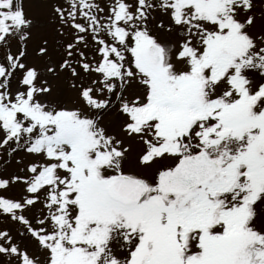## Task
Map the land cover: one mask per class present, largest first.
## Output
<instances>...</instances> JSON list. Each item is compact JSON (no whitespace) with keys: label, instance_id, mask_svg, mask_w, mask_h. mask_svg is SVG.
<instances>
[{"label":"snow or ice","instance_id":"6c2138e0","mask_svg":"<svg viewBox=\"0 0 264 264\" xmlns=\"http://www.w3.org/2000/svg\"><path fill=\"white\" fill-rule=\"evenodd\" d=\"M0 264H264V0H0Z\"/></svg>","mask_w":264,"mask_h":264}]
</instances>
